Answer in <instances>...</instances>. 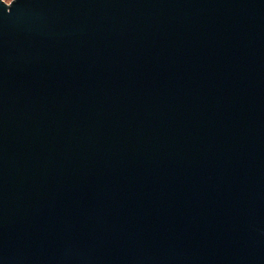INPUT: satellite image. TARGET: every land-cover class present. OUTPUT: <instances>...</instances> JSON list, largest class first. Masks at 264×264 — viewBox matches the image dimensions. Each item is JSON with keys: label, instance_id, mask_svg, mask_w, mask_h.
Segmentation results:
<instances>
[{"label": "water", "instance_id": "1", "mask_svg": "<svg viewBox=\"0 0 264 264\" xmlns=\"http://www.w3.org/2000/svg\"><path fill=\"white\" fill-rule=\"evenodd\" d=\"M0 264H264V0H0Z\"/></svg>", "mask_w": 264, "mask_h": 264}, {"label": "rangeland", "instance_id": "2", "mask_svg": "<svg viewBox=\"0 0 264 264\" xmlns=\"http://www.w3.org/2000/svg\"><path fill=\"white\" fill-rule=\"evenodd\" d=\"M4 1H6L7 3H11L13 0H4Z\"/></svg>", "mask_w": 264, "mask_h": 264}]
</instances>
